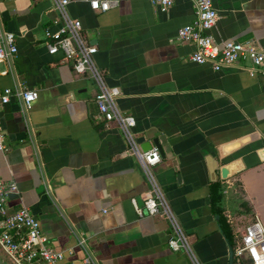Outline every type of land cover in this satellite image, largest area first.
<instances>
[{"label": "crops", "instance_id": "obj_1", "mask_svg": "<svg viewBox=\"0 0 264 264\" xmlns=\"http://www.w3.org/2000/svg\"><path fill=\"white\" fill-rule=\"evenodd\" d=\"M211 4L215 42L264 46V0ZM66 11L96 47L93 61L118 89V111L133 117L137 145L152 148L155 138L161 146L150 170L199 264H239L232 248L241 230L254 215L264 223V158L257 155L264 147V77L189 59L194 47L176 40V31L194 17L190 0L165 9L119 0L105 11L69 0ZM56 17L52 0H0V28L16 47L0 62V87L37 93L26 121L15 96L0 108V179L17 186L7 211L26 207L64 263L191 264L183 250L167 247L166 219L138 216L130 203L141 206L148 183L120 129L96 117L91 79L46 52L43 30L54 29ZM213 181L222 187L229 240L209 207Z\"/></svg>", "mask_w": 264, "mask_h": 264}, {"label": "built area", "instance_id": "obj_2", "mask_svg": "<svg viewBox=\"0 0 264 264\" xmlns=\"http://www.w3.org/2000/svg\"><path fill=\"white\" fill-rule=\"evenodd\" d=\"M57 11V17L52 20L54 29L44 28V46L49 55L59 54L63 61L70 63L76 74H86L95 85L93 102L96 107V117L105 122L113 121L120 129L126 143L127 151L133 155L146 178L148 190L146 197L138 206L130 198L138 216L143 213L148 216L161 215L168 222L170 233L166 244L171 251L183 250L191 264H199L193 254L187 236L178 224L167 200L156 183L150 167L160 161L155 147L140 151L132 136L133 117L121 114L116 107L118 89L108 86L104 80L103 71L93 61L96 47L91 44L81 31L80 21L72 18L66 11L69 0H52ZM86 2L90 9L105 11L116 5L119 0H77ZM194 8V17L186 25L176 31V40L191 43L194 47L189 59L195 63H207L212 70L236 67L248 75L264 77V46L253 39L225 40L215 42L209 34L217 14L211 0H190ZM151 4L161 9L169 7L173 0H149ZM13 34L0 28V62L6 56L15 52ZM4 74L5 71L0 72ZM15 96L20 103L22 114L26 113L31 102L37 97L33 89L0 87V108ZM5 150L3 133L0 125V152ZM46 190H49L45 182ZM17 186L12 180L0 179V251L11 264H72L63 262V254L47 246L41 233L38 221L26 207L20 206L8 212L6 201L10 193H16ZM235 257L243 259V264H264V223L254 215L252 220L243 227L238 241L232 248Z\"/></svg>", "mask_w": 264, "mask_h": 264}, {"label": "trees", "instance_id": "obj_3", "mask_svg": "<svg viewBox=\"0 0 264 264\" xmlns=\"http://www.w3.org/2000/svg\"><path fill=\"white\" fill-rule=\"evenodd\" d=\"M208 198H209L210 210L218 223L219 229L223 233V235L229 240L230 226L226 222V217L223 213L224 210L223 192L219 181H213L208 185ZM232 246L233 244L230 245L231 248ZM238 261L239 264H243L244 262L243 259H239Z\"/></svg>", "mask_w": 264, "mask_h": 264}, {"label": "water", "instance_id": "obj_4", "mask_svg": "<svg viewBox=\"0 0 264 264\" xmlns=\"http://www.w3.org/2000/svg\"><path fill=\"white\" fill-rule=\"evenodd\" d=\"M152 145L156 148V150L158 151V154L160 157L163 156V152H162V148L159 145V143L157 142V140L154 138L152 139ZM140 151H145L147 149L151 148V144L149 142H144L142 144H140L138 146ZM257 155L260 158H264V147H261L260 149L257 150ZM228 173V169L223 165L219 168V175L221 179H225ZM0 264H6L2 258L0 257Z\"/></svg>", "mask_w": 264, "mask_h": 264}, {"label": "rangeland", "instance_id": "obj_5", "mask_svg": "<svg viewBox=\"0 0 264 264\" xmlns=\"http://www.w3.org/2000/svg\"><path fill=\"white\" fill-rule=\"evenodd\" d=\"M0 257L2 258V260L6 263V264H11L8 259L5 257V255L0 251Z\"/></svg>", "mask_w": 264, "mask_h": 264}]
</instances>
